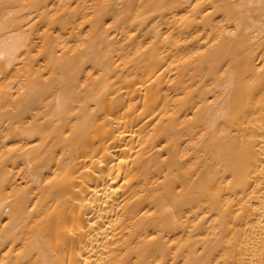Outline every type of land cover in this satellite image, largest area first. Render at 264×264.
I'll return each instance as SVG.
<instances>
[{"label":"bare ground","instance_id":"obj_1","mask_svg":"<svg viewBox=\"0 0 264 264\" xmlns=\"http://www.w3.org/2000/svg\"><path fill=\"white\" fill-rule=\"evenodd\" d=\"M0 264H264V0H0Z\"/></svg>","mask_w":264,"mask_h":264}]
</instances>
